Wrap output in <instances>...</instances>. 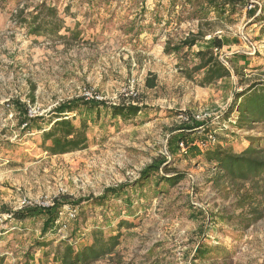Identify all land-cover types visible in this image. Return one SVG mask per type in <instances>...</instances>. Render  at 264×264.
Wrapping results in <instances>:
<instances>
[{
	"label": "rangeland",
	"instance_id": "obj_1",
	"mask_svg": "<svg viewBox=\"0 0 264 264\" xmlns=\"http://www.w3.org/2000/svg\"><path fill=\"white\" fill-rule=\"evenodd\" d=\"M43 2L60 10L68 28L62 39L29 36L19 24V10L30 14ZM207 3L0 0L1 264H56L58 247L76 237L81 248L94 229L122 235L114 253L92 264H264V216L248 224L249 207L238 206L246 187L216 186V170L204 157L216 146L240 151L250 138L264 144V126L242 131L235 115L226 121L235 95L264 82V0H234L223 10ZM199 30L205 38L193 50L165 52ZM215 38L232 76L201 85L194 54L212 48ZM85 92L108 106L133 103L150 111L130 120L103 115L89 124L87 149L49 156L41 139L52 110ZM16 102L45 121L27 131ZM145 171L149 183L141 180ZM175 174L183 181L159 185L160 176ZM125 186L120 197L96 201ZM56 203H64L60 218L46 235L42 218L13 217Z\"/></svg>",
	"mask_w": 264,
	"mask_h": 264
},
{
	"label": "trees",
	"instance_id": "obj_2",
	"mask_svg": "<svg viewBox=\"0 0 264 264\" xmlns=\"http://www.w3.org/2000/svg\"><path fill=\"white\" fill-rule=\"evenodd\" d=\"M209 1L217 10H223L234 3V0H208V5H212ZM70 8L71 6L68 5L64 8V12H69ZM25 12L24 9L19 10L17 17H19V24L27 27L29 36L59 37L62 39L60 32L63 29L68 30L64 27V20L57 6L47 5L46 2H43L34 9V12L30 14ZM204 38L205 34L199 30L197 34L191 33L179 44L167 46L165 52L172 54L181 53L184 49L193 50L198 43L204 41ZM211 45L212 48L199 50L194 54L198 62L193 69L195 73L202 75L201 85H211L232 76V69L228 68L220 59V51L223 47L222 41L215 38ZM234 73L239 75L237 70ZM189 77L192 78L191 75ZM147 87L154 88L155 81L148 80ZM14 105L22 111L20 125H25L24 129L27 131L30 130L33 123L45 121L43 117L30 118L28 110H24L23 105L19 102L14 103ZM148 109L133 103L108 106L105 102L86 101L84 98L62 103L52 110L54 118L51 121L49 130L44 131L42 134V149L51 157L83 151L88 148L87 131L89 124H99L103 115L110 116L112 119H134L141 113L150 111ZM227 113L226 121H229L233 115L236 116L234 127L237 130L248 131L253 130L256 125L264 126V82H251L243 91L237 93ZM76 120H79V125L75 124ZM195 132L192 130L194 135ZM262 145L264 144L250 138L248 146L240 151H236L232 146H216L207 150L204 154L206 161L212 164L216 170L213 178L216 186L221 182H225L232 187H246L245 193L240 197L238 206L240 209L249 207L253 219L248 220V224H253L264 216V211L260 209L259 205V198L264 199V146ZM150 179L151 176L147 171L142 172L141 180H146L149 183ZM183 179V174H175L170 177L160 176L158 182L159 185L162 183L165 188H171ZM125 189L126 186L121 189L108 190L106 196L96 199V201L104 203L107 201L108 195L120 197ZM63 204L56 203L51 207H39L28 213L15 212L13 217L21 223L26 221L32 214L42 218L44 220L42 234L46 235L60 218L59 213ZM73 205L77 206L79 204ZM119 225L123 227L129 224L121 221ZM115 233L106 237L102 229H94L91 232V242L78 249L75 248L73 242L76 237L71 238L63 244L64 246L57 248L53 255V261L56 264H92L115 252L122 235L119 230ZM38 246L46 247L47 244L39 242ZM1 262L2 259L0 264Z\"/></svg>",
	"mask_w": 264,
	"mask_h": 264
},
{
	"label": "built area",
	"instance_id": "obj_3",
	"mask_svg": "<svg viewBox=\"0 0 264 264\" xmlns=\"http://www.w3.org/2000/svg\"><path fill=\"white\" fill-rule=\"evenodd\" d=\"M253 6L250 7V9H252ZM138 94L137 93H132L131 96L136 97ZM86 101H98V102H102L104 100V98L101 95L98 94H94L92 92H85L84 95L82 96ZM28 116L30 118H33L35 116H33L31 113H28Z\"/></svg>",
	"mask_w": 264,
	"mask_h": 264
}]
</instances>
